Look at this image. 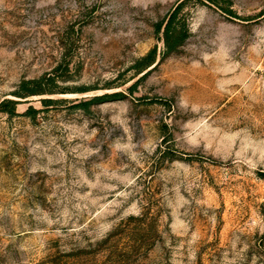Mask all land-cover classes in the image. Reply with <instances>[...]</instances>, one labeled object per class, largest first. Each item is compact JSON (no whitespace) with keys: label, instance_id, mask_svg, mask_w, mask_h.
<instances>
[{"label":"rangeland","instance_id":"1","mask_svg":"<svg viewBox=\"0 0 264 264\" xmlns=\"http://www.w3.org/2000/svg\"><path fill=\"white\" fill-rule=\"evenodd\" d=\"M4 100L0 264H264V0H0Z\"/></svg>","mask_w":264,"mask_h":264},{"label":"trees","instance_id":"2","mask_svg":"<svg viewBox=\"0 0 264 264\" xmlns=\"http://www.w3.org/2000/svg\"><path fill=\"white\" fill-rule=\"evenodd\" d=\"M208 1L212 2L214 0H208ZM184 2L185 1L181 2L174 9V11L170 14L168 20L164 23L165 24L164 42L166 44L168 51L176 50L179 47V45L183 43L188 37V30L186 26L185 25L179 26L176 23L177 17L180 14V11L182 10V8L184 7ZM164 24L161 23L157 26L158 32L162 30V27ZM155 54H156V51L153 50L146 58L143 59L145 69L149 68L155 63L156 61ZM43 87L44 86L42 82L38 80L24 82L22 85V91L19 92L17 96L19 98H28L29 96H33V95H44V94L52 92L51 90H45ZM109 97H111V95H105L103 97H97L96 99L92 101L104 100V99H108ZM53 101L54 100L52 99H45L43 100V103L49 104V103H52ZM6 106L11 108L10 110L11 114H16L17 101L4 100L3 102L0 103V109ZM30 111L36 112L34 108H31Z\"/></svg>","mask_w":264,"mask_h":264}]
</instances>
